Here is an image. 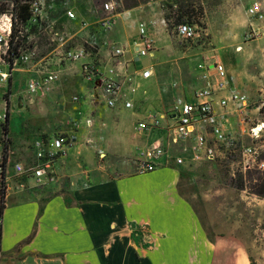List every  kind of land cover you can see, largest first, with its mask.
Returning a JSON list of instances; mask_svg holds the SVG:
<instances>
[{
    "label": "rangeland",
    "instance_id": "1",
    "mask_svg": "<svg viewBox=\"0 0 264 264\" xmlns=\"http://www.w3.org/2000/svg\"><path fill=\"white\" fill-rule=\"evenodd\" d=\"M12 1L0 0V14L12 10ZM42 1L44 9L39 23L33 27L18 26L23 44L33 56L29 65H21L13 76L9 90L13 96L7 105L10 109L7 131L6 134L0 131V162L6 153L10 164L4 183L5 203L10 208L16 195L29 197L30 193L42 189L35 187L28 178H17L11 165L32 158L31 144L35 139L61 135L59 127L74 129L79 108L72 97L89 89L82 79V65L91 62L96 67L106 66L113 47H127L120 42L125 35L131 42H138L136 23L139 20L146 24L143 20L146 19L149 25L150 47L141 62L152 68L153 77L145 87L146 95L139 96L137 107L147 98L148 110L165 114L173 107L194 102L195 93L205 86L201 78L205 67L219 63L226 71L229 87L249 100L248 109L231 117L232 130L247 128L256 120L264 121V35L255 36L251 30L259 29L262 23L245 14L253 3L261 4L264 12V0H163L160 3L122 0L116 12L138 8L125 15L134 24L117 17L109 30L103 28L100 21L104 17L100 11L103 0ZM67 11L75 14L74 20L66 18ZM181 23L195 27L192 41H183L177 36L176 27ZM58 47H82L88 57L65 65L58 79L44 89L42 95L28 97L25 93L29 78L27 68L32 69L43 58L51 57L61 49ZM239 47L242 50L236 52ZM57 87L59 90L54 92ZM247 144L250 142L243 138L242 145ZM237 161L235 156H228L179 167L181 193L195 205L212 231L217 227L216 232H232L235 224V231L241 234L252 264H264V199L250 193L247 180L238 172ZM241 178H244L243 190L235 188ZM18 249L19 246L14 248V256ZM2 251L0 264L10 263L8 240Z\"/></svg>",
    "mask_w": 264,
    "mask_h": 264
},
{
    "label": "crops",
    "instance_id": "2",
    "mask_svg": "<svg viewBox=\"0 0 264 264\" xmlns=\"http://www.w3.org/2000/svg\"><path fill=\"white\" fill-rule=\"evenodd\" d=\"M137 9L116 18L133 26L125 15ZM120 42L127 45L121 47L124 54L113 59L110 52L106 66L97 68L116 71L114 80L132 108L124 109L121 102L107 108L100 90L83 80L89 89L76 95L77 102L72 97L79 108L74 123L79 124L73 130L59 127L72 145L56 161V180L34 185L42 189L29 197L16 195L12 208L5 203L0 250L3 253L8 240L12 256L6 264H250L235 224L232 232H216L217 227L212 231L183 196L179 167L135 172L138 152L162 137L159 132L138 133L136 124L148 113L163 112L148 110L147 98L137 107L153 71L135 58L136 41L125 35ZM146 69L152 75L144 79L141 73ZM86 119H91L90 127Z\"/></svg>",
    "mask_w": 264,
    "mask_h": 264
},
{
    "label": "built area",
    "instance_id": "3",
    "mask_svg": "<svg viewBox=\"0 0 264 264\" xmlns=\"http://www.w3.org/2000/svg\"><path fill=\"white\" fill-rule=\"evenodd\" d=\"M156 3L160 0H149ZM177 1V0H171ZM29 8L27 26H36L42 18L44 3L42 0H26ZM122 6V0H103L100 11L104 17L100 20L103 28L109 30L118 15L116 12ZM245 14L250 19L262 23L259 29L252 28L255 36L264 35V12L261 4L253 3L247 8ZM12 10L0 14V131L6 124L8 102L12 94L9 93L13 76L19 71L21 65L28 66L33 53L27 45L19 47L16 55L12 57V64L7 61L10 54L12 30L16 23ZM69 20L75 19L72 11L65 13ZM139 40L133 43L132 49L135 58L141 60L148 54L150 41L147 39V26L141 22L137 25ZM258 32V33H257ZM177 36L183 41H192L195 38V27L188 23H181L176 27ZM61 48V47H58ZM125 52L123 48L113 47V59L121 57ZM88 57L82 47L60 49L51 57L43 58L32 69L26 70L29 78L26 83L25 93L28 97L37 96L55 82L61 69L67 64L77 63ZM81 75L85 82L92 84L94 89L100 90V97L104 99L107 108H114L117 103L124 109H131L132 103L125 99V94L115 82L116 71L107 68L99 71L95 64L84 63ZM152 75L146 69L141 73L144 79ZM202 80L205 86L194 95V102L184 103L173 107L162 116L148 113L136 124L138 133H160L161 138L149 143L140 150L136 158V170L140 175L151 173L157 169L172 164L175 167L192 166L204 162H213L228 156L238 158L236 167L243 177L248 172H264V121L256 120L247 128L232 130V116L249 107L246 95L234 92L228 85L227 74L219 63L206 66ZM98 85V86H97ZM78 97H73L77 102ZM9 116V115H8ZM9 120V117H8ZM79 123H73L77 126ZM87 127L92 125L91 119H86ZM243 138L250 144L242 145ZM71 141L61 135H47L35 139L31 144L32 159L23 163L15 161L11 170L17 178H28L35 186H44L54 182L55 164L57 159L71 148ZM8 159L4 179H2V160L0 162V183L7 181L6 170L9 166ZM22 187V185H20Z\"/></svg>",
    "mask_w": 264,
    "mask_h": 264
},
{
    "label": "trees",
    "instance_id": "4",
    "mask_svg": "<svg viewBox=\"0 0 264 264\" xmlns=\"http://www.w3.org/2000/svg\"><path fill=\"white\" fill-rule=\"evenodd\" d=\"M29 8L26 0L23 2L21 0H13L12 1V13L14 14L13 17L16 20V23L13 27L12 30V35L11 39L13 40L16 38L15 42L11 43L10 47V54L9 57L7 58V61L12 64V57L16 55L17 50L19 47L24 46L23 44V37L20 35L21 32L19 30V25H25L28 18H29ZM189 24V23H188ZM8 114L6 116V124L2 129V132L6 134L7 131V124H8ZM6 153H3L2 156V168H3V173H2V179H4V174H5V168H6ZM245 179L247 180V185H248V190L250 191L251 194L257 196L258 198L264 199V172L259 173V172H248L244 176ZM244 178L240 179L239 184L235 186L237 189H242L244 188ZM5 187H4V182L1 181L0 183V219L3 215V211L5 209ZM0 245H1V226H0ZM250 264H252L251 260L249 259Z\"/></svg>",
    "mask_w": 264,
    "mask_h": 264
},
{
    "label": "bare ground",
    "instance_id": "5",
    "mask_svg": "<svg viewBox=\"0 0 264 264\" xmlns=\"http://www.w3.org/2000/svg\"><path fill=\"white\" fill-rule=\"evenodd\" d=\"M241 50H242V49L239 47V49H237L236 52H239V51H241Z\"/></svg>",
    "mask_w": 264,
    "mask_h": 264
},
{
    "label": "water",
    "instance_id": "6",
    "mask_svg": "<svg viewBox=\"0 0 264 264\" xmlns=\"http://www.w3.org/2000/svg\"><path fill=\"white\" fill-rule=\"evenodd\" d=\"M38 95H40V93H38Z\"/></svg>",
    "mask_w": 264,
    "mask_h": 264
}]
</instances>
